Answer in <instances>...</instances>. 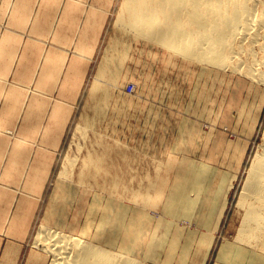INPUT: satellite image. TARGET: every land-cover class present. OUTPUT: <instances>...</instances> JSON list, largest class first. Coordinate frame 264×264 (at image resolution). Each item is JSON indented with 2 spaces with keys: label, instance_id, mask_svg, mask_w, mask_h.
Listing matches in <instances>:
<instances>
[{
  "label": "rangeland",
  "instance_id": "rangeland-1",
  "mask_svg": "<svg viewBox=\"0 0 264 264\" xmlns=\"http://www.w3.org/2000/svg\"><path fill=\"white\" fill-rule=\"evenodd\" d=\"M123 2L0 0V154L8 150L0 159L3 170L23 138L43 134L33 130L37 124L53 123L44 134H62L51 175L39 185L45 190L30 222L29 258L44 254L35 246L41 226L142 264H154L156 256L162 261L165 254L180 263L186 251L203 250L217 227L210 264L230 249V238L263 250L264 237L247 244L237 237L247 207L245 180L264 149V82L126 38L115 26ZM88 123L95 130L89 145L106 156L108 179H90L96 189L105 187L96 191L100 199L69 198L77 189L71 178L63 180V165L77 153L78 125ZM156 171L167 183L158 212L119 198L112 186L125 181L141 188L147 180L139 174ZM5 181L17 186L15 179ZM89 215L90 226H83ZM39 259L52 264L54 257Z\"/></svg>",
  "mask_w": 264,
  "mask_h": 264
},
{
  "label": "bare ground",
  "instance_id": "bare-ground-1",
  "mask_svg": "<svg viewBox=\"0 0 264 264\" xmlns=\"http://www.w3.org/2000/svg\"><path fill=\"white\" fill-rule=\"evenodd\" d=\"M115 26L136 43L144 40L168 53L223 69L231 67L264 82V0H124ZM247 54L248 58L244 59ZM127 60L131 61L132 57L129 55ZM89 123L78 125L75 134L77 153H69L63 165V180L71 178L77 189L69 198L81 194L100 199L96 191H104L105 187L99 184L96 189L90 179L98 175L108 179L104 169L106 156L97 155L91 150L93 145H89L95 132L90 127L94 124L89 126ZM98 138L100 145V136ZM91 169L95 172L90 173ZM159 173L139 174L141 180H147L141 188L126 186L125 181H115L112 186L119 198L154 212L162 198L159 194L167 189V183L159 180ZM242 200H245L244 206L247 202V207L237 239L246 244L260 242L264 237V149L257 153L251 164ZM95 208V204L91 205L90 212ZM89 218L83 226H90V215ZM87 240L41 226L37 230L35 246L44 254L35 252L29 260L43 264L45 261L39 258L50 254L54 257L52 264H142ZM261 244L263 248L264 240Z\"/></svg>",
  "mask_w": 264,
  "mask_h": 264
},
{
  "label": "crops",
  "instance_id": "crops-1",
  "mask_svg": "<svg viewBox=\"0 0 264 264\" xmlns=\"http://www.w3.org/2000/svg\"><path fill=\"white\" fill-rule=\"evenodd\" d=\"M51 125L53 123L48 124L47 127L43 124L33 127V130L43 132V134H38L37 137L23 138L17 151L13 154L15 158L6 170H3L4 162L0 161V264L30 263L28 262L31 254L28 245L30 222L35 213L36 202L39 201L40 194L45 190L40 191L39 185L42 182H45L46 185L62 140L60 130L54 137L44 134L45 131L52 130ZM7 154L8 150L5 151V155L0 154V159L6 158ZM28 168L30 170H27ZM7 179L17 180L14 183L17 186L10 185V182L5 181ZM222 186H224L223 183H220L217 188ZM225 209L224 206L221 211L218 210V224H220ZM216 231L218 232V227L213 234L205 238L207 242L200 246V249L203 250L186 251L185 260L177 264H210ZM234 239H229L230 249L228 251H219L214 264H264V250L254 251L243 248L234 244ZM152 256L150 257L153 258ZM165 256L161 259L162 261H158L156 256L154 264H176L169 262L171 257H168L167 254ZM172 257L175 258L173 255Z\"/></svg>",
  "mask_w": 264,
  "mask_h": 264
}]
</instances>
